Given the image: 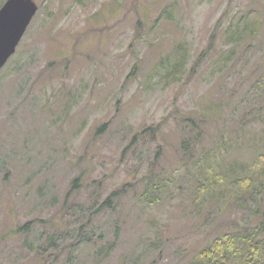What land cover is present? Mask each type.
Returning a JSON list of instances; mask_svg holds the SVG:
<instances>
[{
	"label": "rangeland",
	"instance_id": "rangeland-1",
	"mask_svg": "<svg viewBox=\"0 0 264 264\" xmlns=\"http://www.w3.org/2000/svg\"><path fill=\"white\" fill-rule=\"evenodd\" d=\"M35 1L0 71V264H201L260 227L264 0Z\"/></svg>",
	"mask_w": 264,
	"mask_h": 264
},
{
	"label": "trees",
	"instance_id": "trees-1",
	"mask_svg": "<svg viewBox=\"0 0 264 264\" xmlns=\"http://www.w3.org/2000/svg\"><path fill=\"white\" fill-rule=\"evenodd\" d=\"M75 188L77 189L76 181L73 183V189ZM116 196L117 193H113L100 208H112V201ZM26 226L23 229H26ZM200 262L201 264H264V222L260 227L223 234L221 238L203 249Z\"/></svg>",
	"mask_w": 264,
	"mask_h": 264
},
{
	"label": "water",
	"instance_id": "water-1",
	"mask_svg": "<svg viewBox=\"0 0 264 264\" xmlns=\"http://www.w3.org/2000/svg\"><path fill=\"white\" fill-rule=\"evenodd\" d=\"M38 11L35 0H6L0 8V71L15 54Z\"/></svg>",
	"mask_w": 264,
	"mask_h": 264
}]
</instances>
